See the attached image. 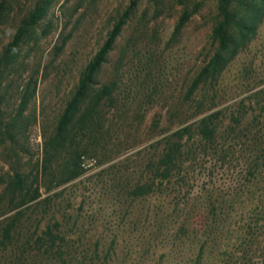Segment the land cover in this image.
<instances>
[{"label": "rangeland", "instance_id": "1", "mask_svg": "<svg viewBox=\"0 0 264 264\" xmlns=\"http://www.w3.org/2000/svg\"><path fill=\"white\" fill-rule=\"evenodd\" d=\"M37 2L49 7L47 15L12 70L0 75V264H52L33 244L48 226L64 237L73 264L98 256L107 264H264V20L218 78L216 94L200 93L215 100L199 116L187 93L213 49L218 0H8L0 55ZM130 7L99 75L119 83V110L109 115L115 137L84 160L82 176L15 207L8 190L14 170L33 181L81 72ZM186 12L191 16L177 31ZM25 92L30 102L18 115ZM216 113V150L194 138L182 174L133 199L131 189L147 176V151ZM12 114L22 129L14 145L4 129Z\"/></svg>", "mask_w": 264, "mask_h": 264}, {"label": "trees", "instance_id": "2", "mask_svg": "<svg viewBox=\"0 0 264 264\" xmlns=\"http://www.w3.org/2000/svg\"><path fill=\"white\" fill-rule=\"evenodd\" d=\"M8 0H0V22L4 19ZM49 7L44 2H37L31 14L22 19L16 31L1 52L0 75L10 72L15 65L20 47L26 37L36 28L38 23L47 15ZM132 8H128L113 25L106 40L81 72L75 91L61 115L54 133L45 142L44 154L40 169L30 181L28 175L14 170L8 190L12 194L15 207L26 205L39 199L41 190L47 192L73 181L85 173L84 160L98 156L112 142L113 124L112 110H119L120 95L117 81L101 82L99 75L107 63L110 53L127 24ZM191 13L186 12L181 17L177 31L189 20ZM218 22L212 31L213 49L207 56V61L201 67L189 86L187 99L197 102L198 115L207 112L211 107L206 104L214 102L211 95L208 101L200 99L203 92H215L218 78L246 47L255 39L264 20V0H218ZM210 83V84H209ZM209 84V85H208ZM208 85V86H206ZM0 110L5 100L1 93ZM29 86V85H28ZM204 88V90H203ZM28 90V88H27ZM26 90V91H27ZM31 94L25 92L16 110L22 115L30 102ZM3 125V122L0 123ZM5 133L12 145L16 144L21 128L17 120L4 127ZM12 129V132H11ZM220 130L219 113L202 117L192 126L176 130L158 141L154 153L148 154L147 176L145 182L137 184L131 189L133 199L150 196L154 189L162 187L164 183H173L184 171L187 164L188 143L196 138L199 146L211 151L217 148ZM115 137V136H114ZM160 185L159 187H157ZM14 223H12V230ZM54 227L48 226L34 241V248L46 255L52 256V264H73L67 258L64 237L54 232ZM204 254V250L200 256ZM99 259V256L97 257ZM82 264H107L97 259ZM201 258V257H200Z\"/></svg>", "mask_w": 264, "mask_h": 264}]
</instances>
